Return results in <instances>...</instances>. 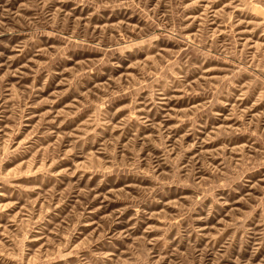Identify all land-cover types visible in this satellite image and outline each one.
I'll return each mask as SVG.
<instances>
[{"label":"rangeland","instance_id":"rangeland-1","mask_svg":"<svg viewBox=\"0 0 264 264\" xmlns=\"http://www.w3.org/2000/svg\"><path fill=\"white\" fill-rule=\"evenodd\" d=\"M0 264H264V0H0Z\"/></svg>","mask_w":264,"mask_h":264}]
</instances>
